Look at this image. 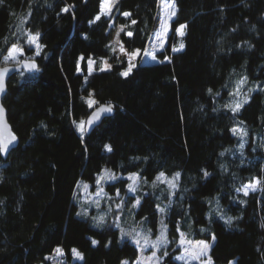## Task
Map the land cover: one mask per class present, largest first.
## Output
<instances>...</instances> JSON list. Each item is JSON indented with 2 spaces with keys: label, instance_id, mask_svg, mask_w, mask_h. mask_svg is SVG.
Masks as SVG:
<instances>
[{
  "label": "trees",
  "instance_id": "16d2710c",
  "mask_svg": "<svg viewBox=\"0 0 264 264\" xmlns=\"http://www.w3.org/2000/svg\"><path fill=\"white\" fill-rule=\"evenodd\" d=\"M174 1L172 28L185 26L184 49L169 44L159 63L124 76L113 33L124 27L125 49L145 50L159 0H119L110 16L101 15L103 0H0V67L13 45L38 66L16 73L2 101L19 145L0 153V264H51L57 248L62 264L134 261L136 246L117 228L78 215L80 181L95 186L105 168L146 181L179 173L173 197L161 183L136 210L156 231L157 204L168 200L162 264H184L181 233L214 237L212 264H264V0ZM29 33L40 34L39 51ZM90 58L112 68L90 74ZM239 89L242 107L233 112ZM103 104L114 115L81 135L77 124ZM256 180L248 195L237 191ZM117 188L127 194L128 180L107 185Z\"/></svg>",
  "mask_w": 264,
  "mask_h": 264
},
{
  "label": "rangeland",
  "instance_id": "374dc122",
  "mask_svg": "<svg viewBox=\"0 0 264 264\" xmlns=\"http://www.w3.org/2000/svg\"><path fill=\"white\" fill-rule=\"evenodd\" d=\"M118 1L119 0H111L112 7L110 15L112 14ZM171 3L175 4L174 16L171 15L172 9L166 7L167 4ZM176 14L177 5L174 0H159L157 18L149 43L147 44L145 50H140L139 55H136L135 57L125 54L132 52H129L127 49H125L120 40V34L124 30V27L117 26L112 36L111 46L114 54L119 59H125L127 62V68L122 73L128 72L130 64L133 65V67H131V71L128 72V74H130L132 70L138 65H153L159 63L158 54L164 52L169 44L171 45L173 52H179L184 49V38L186 34L185 27L181 29L180 26L176 29L175 32H173L172 28V22L176 18ZM101 15L110 16L109 14L104 13L102 6ZM38 43L40 45L39 41ZM32 45L36 48L37 51H39L41 48V45L40 47H37L36 44ZM181 45H183V48H181ZM153 55L155 56V59H153ZM22 56H25L23 51L22 53H16L15 58H12L8 55L6 58V65H16L23 61H30L29 58L24 59L22 58ZM97 66L100 67L101 71H107L112 68L111 63L106 58H102L99 60L90 58L88 61L89 73L91 74L97 71ZM237 92H239V94H235L237 97V99L235 100V104L238 102L240 103V100L242 99L240 89L236 90V93ZM86 100L90 107H94L95 101L93 96H88ZM81 123H83L84 125L83 131H81L80 129ZM77 128L79 133L83 135L85 132V121L78 123ZM237 129L242 130L241 127H238ZM133 174H138L139 179L135 181L129 179V177ZM158 177H156L154 181H146L137 172L129 173L127 175H121L111 171L108 168H105L100 174H98L95 186L85 181H80L79 183L78 196L76 200L79 208L78 215L80 217L90 219L92 225L95 228H103L105 225L111 224L119 230L122 239L131 241L138 250V256L134 261L125 260L127 264H157V261L159 262V264H162L163 262L162 253H164L166 247L168 246V243L161 244L159 247H153V244L151 242L157 241V239L160 238L162 231L164 232V236L168 241V227L165 219L167 209L169 207L168 200H161L157 204L159 221L156 231H153L151 229L149 224H147V221L139 220L136 217V210L140 206L143 195L155 193L161 183L166 184L171 197H173L174 193L178 189L179 178L177 176L166 177L164 175H159ZM121 178H125L128 180L127 194H123L118 188L114 193H111L107 189V185ZM173 184L175 185V187H173ZM130 185L136 188L135 192L129 191ZM251 191L254 190L249 189L248 193ZM117 193H119V195H117ZM137 201H139V203H137ZM160 208H164L165 211L161 213L159 211ZM100 217L104 218L103 221L100 220ZM181 234H183V236L180 235L179 238L178 248H180V254L177 256V261L184 264H207L210 258L211 264L213 263L211 258V249L215 239L212 238L211 240H195L189 238L185 233ZM145 237H147L150 243L145 244ZM137 239L140 241L139 244L136 243ZM182 240L184 241L183 243L181 242ZM201 241L209 245V248L207 249V255L201 257V259L199 260L192 259V253L201 250L202 245L199 244V242ZM153 253H155V257H153ZM73 255L75 261L83 260L74 252ZM149 257H153V259L149 260ZM49 259L52 262L51 264H62L60 261V255L57 254L56 250L52 255L49 256ZM125 261H123L122 264H124ZM229 264H235V262L232 261Z\"/></svg>",
  "mask_w": 264,
  "mask_h": 264
},
{
  "label": "snow or ice",
  "instance_id": "6c2138e0",
  "mask_svg": "<svg viewBox=\"0 0 264 264\" xmlns=\"http://www.w3.org/2000/svg\"><path fill=\"white\" fill-rule=\"evenodd\" d=\"M111 7H112L111 0H103L102 8H103L105 14H109V15H110V13H111ZM166 7L172 9L171 15L174 16V15H175V4H174V3L167 4ZM63 11H64V12H68L69 9L66 7V8L63 9ZM124 15H125V16H129V15H131V14H130V13H124ZM95 19H96V20H99V19H100V16L97 15ZM132 23H136V21L133 20ZM183 27H185V26H184V25H181V29H182ZM121 30H123V29H121ZM127 35H128V36H132L133 34H132L131 32H128ZM28 36H29V43H31V44H36L37 47H40V45H39V43H38V41H39V36H40L39 33H36V34H31V33H29ZM181 48H183V45H181ZM174 50H178V49H174ZM22 51H23L22 49L18 48L16 45H13L12 48H11V50H10V52H9V56L12 57V58H15V54L18 53V52L22 53ZM122 51H123V49H122ZM139 53H140V50L137 49V50H135V51L132 52V53H125V54H126V55H130V56H132V57H135L136 55H139ZM153 59H155V56H154V55H153ZM33 67H35V65H33ZM131 67H133V65L130 64L128 72L131 71ZM102 70H103V69H102ZM128 72H124V73H121V74L124 75V76H127V75H128ZM245 80H246V78H245ZM244 82H245L244 80L239 81V83H240L241 85H242ZM2 88H3L2 76H0V90H2ZM236 94L238 95L239 92H237ZM246 102H247V101H245V103H246ZM228 107H230L231 110H232L233 112H236V111H239V109L242 107V104L238 102V103L235 104V106L229 105ZM104 111H109V112H110V111H111V108L109 107V108H107V109H104ZM2 112H3V109L0 108V113H2ZM89 123H91V121H89ZM80 129H81V131L84 130V125H83V123H81V125H80ZM232 131H233L234 133H238V134H245V133H243V130L233 129ZM15 139H16V137H15L14 135H12L11 138L8 139V140L0 139V152H2V153H7V152L9 151V145H10ZM106 147L108 148L109 151H111V147H110V146H106ZM241 147H243V145H241ZM221 155H223V153H222ZM163 175H164V173H161V174H160V176H163ZM205 175H208V173L205 172ZM176 176L178 177V176H179V173H177ZM109 178H114V177H109ZM158 178H159V177H158ZM129 179L135 181V180L139 179V176H138V174H133L132 176L129 177ZM259 183H260V181H259V180H256V181H254L253 183H250L249 185L244 186L243 189H238L237 191H241V190H242V191H244V194H245V195H248V190H249V189L255 190L256 187H257V185H259ZM173 187H175L174 184H173ZM129 191H131V192H135V191H136V188L133 187L132 185H130V186H129ZM117 195H119V193H117ZM137 203H139V201H137ZM118 207H119V206H118ZM159 211H160L161 213H163V212L165 211V209H164V208H160ZM103 219H104L103 217H100V220H101V221H103ZM228 222L231 223V218H229ZM161 223H163V222H161ZM181 235L183 236V234H181ZM144 239H145V244L150 243V241L147 239V237H145ZM213 239H215V238L213 237ZM181 242L183 243L184 241L182 240ZM93 243L95 244V243H97V242H96V241H93ZM136 243L139 244L140 241L137 239V240H136ZM151 243L153 244V247H159L161 244H166V243H168V241H167L166 237L164 236V232L162 231V232H161V236H160V238H158L157 241H155V242H151ZM199 244L202 245V248H201L200 251L192 253V259H197V260H199V259H201V257H204V256L207 255V249L209 248V245H207V244H206L205 242H203V241L199 242ZM72 251H73L78 257H80L81 259H83L82 254L79 253L77 250L73 249ZM56 252H57V254H59V255H62V254H63V250L60 249V248H57V249H56ZM164 254H166V253H164ZM153 257H155V253H153ZM153 257H149V260H152ZM180 258H182V257H180ZM124 264H127V262L125 261ZM157 264H159L158 261H157ZM207 264H211L210 258H209Z\"/></svg>",
  "mask_w": 264,
  "mask_h": 264
},
{
  "label": "water",
  "instance_id": "95a60500",
  "mask_svg": "<svg viewBox=\"0 0 264 264\" xmlns=\"http://www.w3.org/2000/svg\"><path fill=\"white\" fill-rule=\"evenodd\" d=\"M35 65V67H33ZM25 70L28 74H35L38 71V66L33 61H24L16 65H6L0 67V76H2L3 88L0 90V108L3 109V112L0 113V139L8 140L12 135L16 139L9 145V151L7 153H1L2 157L6 158L11 151L19 145L18 137L13 133L12 128L9 124L7 112L3 105V97L7 91L9 80L19 71ZM111 108V111H104V109ZM115 113V108L109 104H103L95 107L90 115L85 120V130L89 134L92 130L98 127L106 118L112 117ZM91 121V123H89Z\"/></svg>",
  "mask_w": 264,
  "mask_h": 264
}]
</instances>
